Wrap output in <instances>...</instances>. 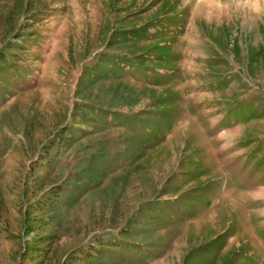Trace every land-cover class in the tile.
<instances>
[{
    "label": "rangeland",
    "instance_id": "1",
    "mask_svg": "<svg viewBox=\"0 0 264 264\" xmlns=\"http://www.w3.org/2000/svg\"><path fill=\"white\" fill-rule=\"evenodd\" d=\"M0 264H264V0H0Z\"/></svg>",
    "mask_w": 264,
    "mask_h": 264
}]
</instances>
